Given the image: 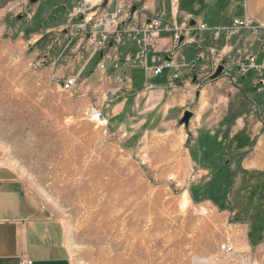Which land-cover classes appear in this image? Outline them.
<instances>
[{
    "label": "rangeland",
    "instance_id": "374dc122",
    "mask_svg": "<svg viewBox=\"0 0 264 264\" xmlns=\"http://www.w3.org/2000/svg\"><path fill=\"white\" fill-rule=\"evenodd\" d=\"M73 6L0 0V162L14 168L38 209L64 226L73 264H195L205 256L237 263L244 252L219 250L231 236L232 215L191 198L189 185L209 175L189 153L197 150V130L216 125L219 119L208 118L219 116L224 100L239 114L233 101L242 95L225 77L199 85L198 73L166 89L164 75L147 72L155 88L127 91L122 70L144 80L141 69L117 65L133 40L96 48L75 28ZM258 74L240 81L249 89ZM76 75L73 89L60 87ZM92 108L102 110L105 123L90 119ZM184 110L194 114L187 126L179 122ZM249 262L264 264V247Z\"/></svg>",
    "mask_w": 264,
    "mask_h": 264
},
{
    "label": "crops",
    "instance_id": "0c3cea01",
    "mask_svg": "<svg viewBox=\"0 0 264 264\" xmlns=\"http://www.w3.org/2000/svg\"><path fill=\"white\" fill-rule=\"evenodd\" d=\"M78 1L80 0H74V6ZM88 1L92 4L99 3L106 11L113 12L115 5L125 0ZM134 7L136 9L130 13L126 23L136 20L138 25H143L148 21V16L164 12L162 26L166 21L178 28L201 23L207 27L206 30L189 32V36L194 34L197 38L178 48V58L182 65L177 69H165L161 73L165 77L166 89L171 87L170 75L175 71L179 72L178 79H184L197 73L198 75L206 73L210 70V59L211 61L215 58L225 59L237 50L255 54L256 63L264 66V0H135ZM65 8V4L59 6V9ZM70 14L73 19L72 12ZM246 17L254 19L258 24L256 30L239 29L231 37L225 36L221 30L218 38L212 36V29L229 27L236 18ZM190 21H194V23L191 24ZM59 25L65 24L60 23ZM159 38L150 54L161 57L165 55V49L170 45V32L162 29ZM128 40H133L135 46L125 58L120 57L121 61H118L117 65L120 66L127 62L131 67L139 68L144 72V80L138 84L133 77H126L127 70L120 69L127 91L143 89L141 93H144L146 83H149L146 82L145 74L148 72L154 78H159L161 75L155 76L132 62L138 46L134 39ZM118 44L107 43L110 50L112 48L115 50ZM253 44L260 45L258 52L251 50ZM209 49L216 50L217 55H209L207 52ZM200 53H203L204 57L196 59ZM109 56L107 54V57ZM192 62L194 63L193 67H191ZM251 71L253 70L247 73ZM247 73L244 75L235 74L232 78L234 85L232 91L240 92L243 98L233 101L237 102L236 107L240 108L239 114L230 112L229 99L224 100V106L219 109V116L214 113L208 118V120L219 119L216 125L209 129L197 130L193 142L197 143L205 131H208L209 136H213L216 131H219L217 139L220 140L226 126V124L222 126L221 121L224 118H237L234 124L228 125L227 141H243L244 145L240 149L236 147L239 149L237 152L242 151L245 154L240 162L242 168L264 171V67L257 79L250 82L252 86L249 89H246L240 81L247 79ZM182 82L177 83L182 84ZM153 87L155 88L154 84ZM166 89L154 90L152 95L162 94ZM208 90L210 91V89ZM197 94L200 97V104L204 105L205 98L200 90L197 91ZM255 116L256 118H254ZM249 120H252L250 125L247 123ZM231 125L234 129H231ZM197 169L207 173L206 170L199 167ZM204 202L210 201L204 200ZM221 212H224L226 216L233 214L229 210ZM231 226L232 233L227 238L231 240L235 251L244 252L251 262L253 255L264 247V239L254 245L250 243L249 222L231 223ZM0 264H73L65 239L64 226L51 215L38 209L36 200L29 195L23 181L16 176L14 168L2 162H0Z\"/></svg>",
    "mask_w": 264,
    "mask_h": 264
},
{
    "label": "built area",
    "instance_id": "2783aa9c",
    "mask_svg": "<svg viewBox=\"0 0 264 264\" xmlns=\"http://www.w3.org/2000/svg\"><path fill=\"white\" fill-rule=\"evenodd\" d=\"M135 6V0L120 1L115 5L113 12L106 11L100 4H92L88 0H80L73 7L72 18L79 19L75 24L77 31H84L89 40L95 44L96 48H102L108 42L111 44L119 43L123 39H134L138 46L137 51L134 53L132 62L140 66L145 71L151 72L153 75H161L163 70L168 68H176L182 65V62L178 58V48L188 42L195 41L196 35L189 36L188 33L193 31L206 30L204 24L187 25L184 28H178L170 22H165L162 26L164 19V12L148 16V21L143 25H138L136 20L126 23L131 13V7ZM27 19L31 18V14H27ZM258 24L254 19L236 18L231 26L222 29H212V36L218 38L220 31L222 30L225 36L231 37L232 34L239 29L256 30ZM164 29L170 32V45L165 49V55L157 56L150 54L155 48L157 41L160 39V32ZM210 54L217 55V51L209 49L207 51ZM203 53L196 56V59H202ZM222 64L223 70L220 77L228 78L232 80L235 74H246L250 70H255L260 73L263 69V65L256 63V55L246 53L241 50H237L227 58H215L210 59V70L206 73H201L199 78V85H201L203 79L210 78V75L216 70L217 65ZM40 65V63L38 64ZM37 65V66H38ZM103 66V65H102ZM194 66L192 62L191 67ZM79 76H69L60 82V87L66 91H70L74 88L78 81ZM179 78V72L175 71L170 75L171 81H176ZM262 81V80H261ZM263 82V81H262ZM145 88H153V84L146 83ZM89 117L94 122H100L105 120L104 114L100 109L92 108ZM197 171L193 168L190 170L192 179H195ZM207 211H205L206 213ZM219 250L229 255L234 253V246L229 238H226L219 246ZM248 257L245 255L237 263L233 264H245V260Z\"/></svg>",
    "mask_w": 264,
    "mask_h": 264
},
{
    "label": "trees",
    "instance_id": "16d2710c",
    "mask_svg": "<svg viewBox=\"0 0 264 264\" xmlns=\"http://www.w3.org/2000/svg\"><path fill=\"white\" fill-rule=\"evenodd\" d=\"M231 123L230 118L221 121L226 126L220 140L217 139L219 131L213 136L205 131L195 143L197 150L190 149V159L206 170L209 178L191 183L188 190L194 202L209 200L219 210L232 212V223L249 222V240L254 245L264 239V171L240 166L245 154L237 150L244 143L227 141Z\"/></svg>",
    "mask_w": 264,
    "mask_h": 264
},
{
    "label": "water",
    "instance_id": "95a60500",
    "mask_svg": "<svg viewBox=\"0 0 264 264\" xmlns=\"http://www.w3.org/2000/svg\"><path fill=\"white\" fill-rule=\"evenodd\" d=\"M32 2H36V0H31ZM131 12L135 11V7H131ZM191 24L194 23V21H190ZM223 70L222 64H218L216 70L210 75V79H216L219 78L221 75V72ZM182 117L180 118L179 122L182 123L184 126L188 125L189 120L193 117V113L189 110H184L182 113Z\"/></svg>",
    "mask_w": 264,
    "mask_h": 264
},
{
    "label": "bare ground",
    "instance_id": "6f19581e",
    "mask_svg": "<svg viewBox=\"0 0 264 264\" xmlns=\"http://www.w3.org/2000/svg\"><path fill=\"white\" fill-rule=\"evenodd\" d=\"M106 120H102L100 121L99 123L102 124V123H105ZM211 258L210 257H198L197 259H195V264H223V263H220V262H214V263H211Z\"/></svg>",
    "mask_w": 264,
    "mask_h": 264
}]
</instances>
